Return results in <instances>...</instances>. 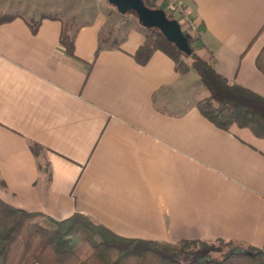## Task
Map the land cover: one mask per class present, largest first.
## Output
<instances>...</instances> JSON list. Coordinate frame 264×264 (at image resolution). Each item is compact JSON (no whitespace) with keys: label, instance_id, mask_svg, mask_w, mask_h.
<instances>
[{"label":"crops","instance_id":"crops-1","mask_svg":"<svg viewBox=\"0 0 264 264\" xmlns=\"http://www.w3.org/2000/svg\"><path fill=\"white\" fill-rule=\"evenodd\" d=\"M153 4L177 22L187 13L195 32L181 31L197 38L196 54L264 98V0ZM94 10L79 21L74 9H28L0 23V198L54 220L79 213L122 237L264 251V139L206 120L197 77L178 75L160 51L135 62L147 32L137 18L108 26L102 3ZM74 29L69 55L60 37Z\"/></svg>","mask_w":264,"mask_h":264},{"label":"trees","instance_id":"trees-1","mask_svg":"<svg viewBox=\"0 0 264 264\" xmlns=\"http://www.w3.org/2000/svg\"><path fill=\"white\" fill-rule=\"evenodd\" d=\"M145 1L148 7L155 8L154 0ZM162 10L167 18L175 19L172 11ZM14 17L0 13V23ZM46 17L51 15L39 18ZM29 25L35 32L38 22ZM75 32L76 29L66 31L60 37L69 55H73ZM196 40L195 36L187 38L190 52L185 54L158 29L147 28L132 57L143 65L153 52L164 53L172 60L178 75L189 72L196 75L207 93L196 102V108L206 120L223 130L233 125L246 128L256 138L264 139V98L218 74L196 54ZM255 65L264 74V46L255 58ZM29 147L34 155L40 149L34 142H29ZM232 244L223 239H182L169 243L127 238L79 213L54 220L14 207L0 198V264H264L262 249Z\"/></svg>","mask_w":264,"mask_h":264},{"label":"rangeland","instance_id":"rangeland-1","mask_svg":"<svg viewBox=\"0 0 264 264\" xmlns=\"http://www.w3.org/2000/svg\"><path fill=\"white\" fill-rule=\"evenodd\" d=\"M38 1H40V3L39 2L35 3L36 2L35 0H2L1 4H3L5 7L4 9L3 7L1 9L0 6V10L5 14H11V13L24 14L28 9H30L32 11L36 10L38 13L46 12L49 14L56 15L58 17L66 16L67 18L69 11L74 9L79 12L78 15L79 21H82L88 18V16H90L91 13L95 15L94 9H98L99 2H101L103 9H105L106 12L105 15L108 16V26L109 23H111L112 20H114V17H121L122 19L125 20H128L130 17H134L135 19L137 18V15L134 11H128L125 14H120L118 12H115L109 15L108 9L110 8L109 7L110 4L108 0H85L86 2L88 1L87 4L91 1V4L88 5L85 2H83L82 4L81 1L83 0H38ZM154 7L158 9H162L157 6ZM174 18H175V14H174ZM189 77L195 79L196 76L193 72H190ZM199 87H200V96L203 95L204 93H205L204 96H206L207 93L204 90V88L201 86V84H199ZM200 98H202V96Z\"/></svg>","mask_w":264,"mask_h":264},{"label":"water","instance_id":"water-1","mask_svg":"<svg viewBox=\"0 0 264 264\" xmlns=\"http://www.w3.org/2000/svg\"><path fill=\"white\" fill-rule=\"evenodd\" d=\"M108 2L120 14L134 11L142 27L158 28L180 51L189 54L187 38L182 33L179 23L176 19L167 18L162 9L145 7L142 0H108Z\"/></svg>","mask_w":264,"mask_h":264},{"label":"built area","instance_id":"built-area-1","mask_svg":"<svg viewBox=\"0 0 264 264\" xmlns=\"http://www.w3.org/2000/svg\"><path fill=\"white\" fill-rule=\"evenodd\" d=\"M173 10L176 9V5L171 2V5H169ZM178 23L180 25V28L184 31H188L189 33L195 32V25L190 21L189 15L184 12H180L178 15Z\"/></svg>","mask_w":264,"mask_h":264},{"label":"flooded vegetation","instance_id":"flooded-vegetation-1","mask_svg":"<svg viewBox=\"0 0 264 264\" xmlns=\"http://www.w3.org/2000/svg\"><path fill=\"white\" fill-rule=\"evenodd\" d=\"M142 3L144 4L145 7H148V6H147V3H146L145 0H142ZM148 8H150V7H148ZM152 9H153V8H152ZM156 29H158V28H156Z\"/></svg>","mask_w":264,"mask_h":264}]
</instances>
